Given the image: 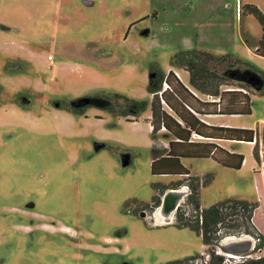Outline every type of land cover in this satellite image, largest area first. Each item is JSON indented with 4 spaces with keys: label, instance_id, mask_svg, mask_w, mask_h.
Listing matches in <instances>:
<instances>
[{
    "label": "rangeland",
    "instance_id": "obj_1",
    "mask_svg": "<svg viewBox=\"0 0 264 264\" xmlns=\"http://www.w3.org/2000/svg\"><path fill=\"white\" fill-rule=\"evenodd\" d=\"M244 4L264 10V0H0V264H169L204 254L201 237L174 218L161 221L156 208L146 210L153 221L135 214L151 202L155 183L179 180L151 171L149 72L172 69L188 84L189 74L170 60L197 49L264 75V57L255 53L261 28L240 15ZM232 71L219 74L231 79L219 89L248 85L251 113L210 118L258 138L220 142L243 155L240 169L184 160L201 180V209L257 201L264 81L244 67ZM115 94L147 108L129 123L92 99L114 103ZM83 99L80 114L54 105ZM166 135H156L162 146Z\"/></svg>",
    "mask_w": 264,
    "mask_h": 264
},
{
    "label": "trees",
    "instance_id": "obj_2",
    "mask_svg": "<svg viewBox=\"0 0 264 264\" xmlns=\"http://www.w3.org/2000/svg\"><path fill=\"white\" fill-rule=\"evenodd\" d=\"M242 16L254 17L261 28V38L255 53L264 57V12L254 4L240 5ZM170 66L182 69L189 74V85H184L173 70L163 73L155 66L150 68L148 91L152 96L151 112L147 123L152 134L151 171L154 176H175L179 180L168 184L155 183L153 197L150 203H140L135 210H150L158 206L163 194L170 189L188 188V194L174 214V223L178 227L195 231L207 248L204 254L193 256L169 264H186L188 261L202 260L201 264H224L226 251H215L224 237L250 235L256 239V244L248 254L241 255L239 260L230 259L232 264H264V256L252 257L264 247V154L259 157L258 141L254 147V156L261 164V170L254 171V181L257 191V201L249 203L242 200L228 199L210 208L201 209L200 192L201 180L191 174L184 165L187 159L211 158L219 164L233 169H240L244 157L239 153L229 151L219 146L222 141L254 143L256 132L251 129L231 128L206 124L202 117L211 114L218 115H247L251 113V95L241 85L227 86L233 90L219 89L230 77L220 76L221 72L233 74L235 67L249 69L262 82L264 75L256 71L250 64L231 55L216 56L197 50H184L174 54ZM166 85V88L164 89ZM243 85V84H242ZM217 86H219L217 88ZM246 86V85H245ZM243 90L246 92H243ZM161 92V94H160ZM198 94V95H197ZM204 97L218 98L216 102L203 101ZM199 96V97H198ZM112 103L105 98H92L103 102V108L110 113L123 117L126 122H135L147 108L146 103L129 101L119 95H114ZM75 100L69 103L71 110L80 114L84 107L73 106ZM166 130L171 136L167 147L160 145L156 139L159 130ZM264 145V130L262 135ZM205 255H207L205 257ZM208 258V261H205Z\"/></svg>",
    "mask_w": 264,
    "mask_h": 264
},
{
    "label": "water",
    "instance_id": "obj_3",
    "mask_svg": "<svg viewBox=\"0 0 264 264\" xmlns=\"http://www.w3.org/2000/svg\"><path fill=\"white\" fill-rule=\"evenodd\" d=\"M87 103H88V100L83 99L81 101L79 100V101L73 102L72 105L79 108V107L84 106ZM177 190L178 189L167 190L161 198L160 207L162 208L166 216L165 218H161L160 220L165 223H170L172 221L176 210L178 209V207L184 201L185 197L188 194V192L183 189L180 190V191H183V193H179L177 192ZM140 215L142 217L145 216L144 213ZM245 237H249L250 239H244ZM221 246L228 254L244 255V254H248L251 251H253L254 239L252 236H249V235H244V236H239V237L234 236L233 239L227 240L226 243L222 241Z\"/></svg>",
    "mask_w": 264,
    "mask_h": 264
},
{
    "label": "crops",
    "instance_id": "obj_4",
    "mask_svg": "<svg viewBox=\"0 0 264 264\" xmlns=\"http://www.w3.org/2000/svg\"><path fill=\"white\" fill-rule=\"evenodd\" d=\"M262 11H264V10H262ZM256 48V47H255ZM169 70H172V69H169ZM173 72L175 73V74H177L178 76H179V79L182 81V83L184 84V85H188V84H186L183 80H182V78H181V76H180V74H179V72L178 71H175V70H173ZM187 73V72H186ZM224 90H228V89H224ZM230 90H233V89H230ZM198 95V94H197ZM199 97V96H198ZM203 101H206V102H210L209 100H208V97H206V99H204L203 97H200ZM214 98V97H213ZM216 99H218L217 97H216ZM218 116V114H211V115H208L207 116V118L206 117H202V119H203V121L206 123V124H208V125H214V126H224V127H226V126H229V125H231V124H229V123H225V122H214V121H212L211 119L212 118H214V117H212V118H210V116ZM150 126V125H149ZM231 126H233V125H231ZM151 128V127H150ZM231 128H234V127H231ZM257 136V135H256ZM166 137H167V141H166V143H165V145L163 146V147H167V145H168V143L171 141V136L167 133V135H166ZM257 138H258V136H257ZM255 141V140H254ZM256 141H257V139H256ZM219 144V146L220 147H222V148H224V149H226L223 145H221L220 143H218ZM183 188H185V187H183ZM186 190V189H185Z\"/></svg>",
    "mask_w": 264,
    "mask_h": 264
},
{
    "label": "built area",
    "instance_id": "obj_5",
    "mask_svg": "<svg viewBox=\"0 0 264 264\" xmlns=\"http://www.w3.org/2000/svg\"><path fill=\"white\" fill-rule=\"evenodd\" d=\"M176 76L179 78V76L176 74ZM166 88V85H165V87H164V89ZM226 89H228V90H230V88H226ZM243 92H245L244 90H243ZM246 93V92H245ZM160 94H161V92H160ZM208 100L210 101V102H216V101H219V99H216V98H212V97H208ZM163 130H165V129H163ZM188 189V188H187ZM188 192V191H187ZM254 239V238H253ZM256 239H254V247H255V244H256ZM226 255V260L224 261V264H232V262H231V260L230 259H233V260H239V259H241V258H243V256H241V255H232V254H228V253H226L225 254ZM259 257V256H258Z\"/></svg>",
    "mask_w": 264,
    "mask_h": 264
},
{
    "label": "flooded vegetation",
    "instance_id": "obj_6",
    "mask_svg": "<svg viewBox=\"0 0 264 264\" xmlns=\"http://www.w3.org/2000/svg\"><path fill=\"white\" fill-rule=\"evenodd\" d=\"M184 71V70H183ZM168 72H170V70L168 71ZM186 72V71H185ZM188 73V72H187ZM166 74H168V73H166ZM176 75V74H175ZM59 104L60 103H57V102H55V106L58 108V107H60L59 106ZM62 109H64V108H62ZM64 110H66V109H64ZM66 111H69V112H71V113H74L73 111H71V110H66ZM74 114H76V113H74ZM165 131V130H164ZM162 198V197H161ZM160 205H161V201H160V203H159V205L158 206H156V207H154L153 209H155L156 208V213H157V210H158V208L160 207ZM142 213H144V215H146V210L145 211H141V212H139L137 215H140V214H142ZM144 217H147V218H152V221L154 220V219H157L156 218V216H154V215H151V216H144ZM160 219V218H159ZM186 264H192V261H188Z\"/></svg>",
    "mask_w": 264,
    "mask_h": 264
},
{
    "label": "bare ground",
    "instance_id": "obj_7",
    "mask_svg": "<svg viewBox=\"0 0 264 264\" xmlns=\"http://www.w3.org/2000/svg\"><path fill=\"white\" fill-rule=\"evenodd\" d=\"M181 189H178L177 192L179 193H183V191H180ZM157 214L159 218H165L166 214L163 212L162 208L159 207L157 210ZM234 237H229L226 240H224L223 242L226 243L227 240L233 239ZM244 239H250L249 237H245Z\"/></svg>",
    "mask_w": 264,
    "mask_h": 264
}]
</instances>
